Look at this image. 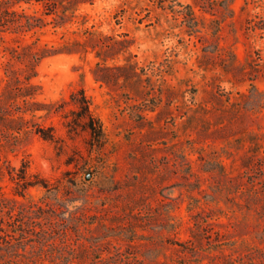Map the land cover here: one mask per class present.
Masks as SVG:
<instances>
[{"label": "rangeland", "instance_id": "374dc122", "mask_svg": "<svg viewBox=\"0 0 264 264\" xmlns=\"http://www.w3.org/2000/svg\"><path fill=\"white\" fill-rule=\"evenodd\" d=\"M220 1L93 0L65 28L0 33V223L19 248L0 264H264V0ZM86 31L106 62L35 61ZM30 70L28 108L47 110L22 115ZM79 90L102 148L66 127ZM24 166L49 191L20 196Z\"/></svg>", "mask_w": 264, "mask_h": 264}, {"label": "trees", "instance_id": "16d2710c", "mask_svg": "<svg viewBox=\"0 0 264 264\" xmlns=\"http://www.w3.org/2000/svg\"><path fill=\"white\" fill-rule=\"evenodd\" d=\"M92 2L93 0H0V33L10 32L17 35H23L36 30H42L50 24L53 25L54 28H65V26L71 24L74 19L77 18L76 12L80 5L86 3L92 4ZM231 3V0H221L219 5L220 7H223L225 11L231 13ZM23 5H27V7L25 8ZM35 5H40L41 9L34 11L33 13H29V10ZM186 9H188L190 14L186 15L185 23H187L188 27H192L196 23L195 14L191 6H186ZM49 17L52 19L51 22L47 21V18ZM84 35L85 39L67 41L64 42L61 47H48V45H46V47H44L42 50L37 51L33 57L35 61L38 62L45 58L60 54H86L89 52V49H92L93 51H96L98 58L106 62L104 54L110 52L112 49L108 48L109 46L105 44V39L101 35L96 36V34L90 33L88 31H86ZM98 66L100 67V64H98ZM35 76L36 74L34 70L27 72V74L24 76L27 87L24 86L22 88V84L25 82L22 84L20 83V88L24 90L16 91L18 93L16 96L17 98H24L25 102H27V98H33L34 93L30 92L33 90V86H31L29 83ZM18 81L21 82L20 80ZM25 104L27 108L30 105H37L36 103L30 102ZM65 104H71L75 107V109L70 112L72 119L66 124L69 134H77L80 129L90 134V144L92 147L102 148L106 142L104 125L102 120L94 113L91 101L86 96L84 90H79L78 92L73 93L71 95L70 103H64L63 105ZM61 107L62 106L56 108L57 111L61 109ZM46 110L47 109L44 108H28L23 110L22 115H25L28 112L35 113L37 111ZM37 134H39L40 137L45 141L55 142L56 140L52 128L47 130L38 129ZM16 177L17 178L13 177L12 179L18 180L17 185L22 191L17 192L20 196H23V193L26 192V190L35 186H42L49 191V185L44 180H41L37 177L34 178L35 180H30V178H28V166H24L20 173L16 174ZM5 201L6 199L4 198L0 187V214L5 208ZM3 227L4 224L0 223V241H5V244L0 242V251L5 249L7 254L17 256L19 248L12 242V239H9L10 237L8 235H5ZM6 237L9 240H6ZM25 241L28 240L25 239ZM23 246L24 247L22 249L26 252V242Z\"/></svg>", "mask_w": 264, "mask_h": 264}]
</instances>
